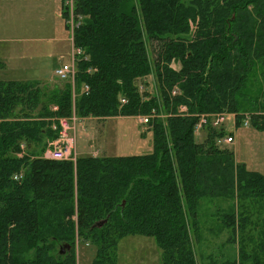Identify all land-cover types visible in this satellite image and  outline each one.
<instances>
[{"label": "trees", "instance_id": "trees-1", "mask_svg": "<svg viewBox=\"0 0 264 264\" xmlns=\"http://www.w3.org/2000/svg\"><path fill=\"white\" fill-rule=\"evenodd\" d=\"M68 9L63 0L70 29ZM74 15V86L61 80L45 94L40 81L0 80V264H77V240L95 246L92 264H118L128 235L154 237L161 264H197L200 201L222 197L240 202L225 217L241 243L228 264H264V228L258 246L247 243L264 226V174L217 144L224 128L206 125L202 142L195 133L198 115L221 112L237 127L249 113L264 131V0H75ZM145 35L159 47L153 62ZM153 67L159 96L147 90ZM152 111L150 153L43 157L41 146L58 137L53 118Z\"/></svg>", "mask_w": 264, "mask_h": 264}, {"label": "rangeland", "instance_id": "rangeland-1", "mask_svg": "<svg viewBox=\"0 0 264 264\" xmlns=\"http://www.w3.org/2000/svg\"><path fill=\"white\" fill-rule=\"evenodd\" d=\"M63 0H0V80H38L45 94L64 85L54 72L72 58L71 29L66 26L62 12ZM73 6L75 0H72ZM189 5L190 0H183ZM68 5V4H66ZM68 24L75 26L74 10L69 6ZM194 28V24H192ZM187 37H191V34ZM151 62L158 44L145 35ZM171 66L180 69V63ZM147 90L160 95L154 67L146 77ZM178 89V88H175ZM46 99V98H44ZM162 103V101H161ZM55 109V106H53ZM178 111L181 113L180 107ZM160 119L167 113L162 105ZM250 114L236 126L235 114H229L223 128L235 135V142L224 146L233 153L237 164L264 174V131L251 125ZM157 117V116H156ZM248 118L249 124L243 122ZM76 122V151L80 155L124 156L147 154L153 150V134L149 125L137 117L85 119ZM50 121L49 119L47 120ZM55 129L57 120L51 119ZM73 126V122L70 123ZM73 134L72 131H70ZM207 130L196 134L204 141ZM56 139V138H55ZM55 139H47L43 157L53 147ZM237 198H204L200 201L197 227L191 229L192 244L197 264H228L240 258V231L232 230L225 217L232 210H240ZM262 222V221H261ZM263 224L250 231L247 243L250 249L258 246L263 235ZM118 264H161L162 250L156 239L146 235H128L118 244ZM77 264H92L96 248L92 244H76ZM261 254V253H260Z\"/></svg>", "mask_w": 264, "mask_h": 264}, {"label": "built area", "instance_id": "built-area-1", "mask_svg": "<svg viewBox=\"0 0 264 264\" xmlns=\"http://www.w3.org/2000/svg\"><path fill=\"white\" fill-rule=\"evenodd\" d=\"M66 4L69 6H73L72 0H66ZM75 17V15L73 14ZM76 20V19H75ZM76 22L75 26L72 24L70 25L71 29V40H72V60L70 63L63 64L62 66L56 68L54 75L60 79V80H66L70 81L72 85H75V76L77 72V57L78 54H80L81 50L79 48H76L74 46V37H73V32L76 27ZM89 88L86 87V90ZM178 94V89H174L172 91V95H177ZM127 103L125 98H121V105ZM181 113L184 115H187V107L186 106H180ZM157 114L152 111L150 114L147 115H140L137 116L139 121L143 125H149L151 120L156 117ZM199 116V121L196 125L195 128V133L197 134L198 132H201L206 125L211 124L212 127L214 128H223L224 124L227 122V118L229 117V114L226 112H221V113H212V114H200ZM158 117V116H157ZM80 120L77 116L73 115L72 117H61L57 119V124L55 125V129H58V137L57 139L53 142V147L50 151L46 153L44 156L47 159L51 160H58V161H76L78 157V153L76 151V138L75 134L77 131V126L76 122ZM71 121L73 122V126L70 124ZM243 124L246 126L249 124L248 118L243 122ZM225 130V129H224ZM70 131L73 132V134L70 133ZM226 131V130H225ZM227 134L223 137L218 138L217 144L219 146H227L229 144H232L235 142V135L234 133H229L226 131ZM24 148V146H22ZM18 176L15 175V178Z\"/></svg>", "mask_w": 264, "mask_h": 264}, {"label": "crops", "instance_id": "crops-1", "mask_svg": "<svg viewBox=\"0 0 264 264\" xmlns=\"http://www.w3.org/2000/svg\"><path fill=\"white\" fill-rule=\"evenodd\" d=\"M4 39H0V41H3ZM71 43H72V40H71ZM71 60H72V58H71ZM0 63H1V61H0ZM67 64V63H66ZM4 81H9V80H4ZM15 81H20V80H15ZM29 81H38V80H29ZM235 118V117H234ZM82 118H80V120H81ZM85 119H103V118H97V117H87V118H85ZM84 119V120H85ZM106 119H108V118H106Z\"/></svg>", "mask_w": 264, "mask_h": 264}, {"label": "water", "instance_id": "water-1", "mask_svg": "<svg viewBox=\"0 0 264 264\" xmlns=\"http://www.w3.org/2000/svg\"><path fill=\"white\" fill-rule=\"evenodd\" d=\"M101 224H102V222H100V223H99V225H101ZM64 251H65V250H64V249H62V253H63Z\"/></svg>", "mask_w": 264, "mask_h": 264}]
</instances>
